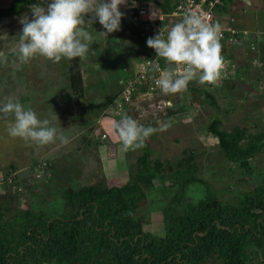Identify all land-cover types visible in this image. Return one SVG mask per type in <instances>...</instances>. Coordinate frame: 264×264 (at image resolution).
<instances>
[{
	"label": "rangeland",
	"instance_id": "rangeland-1",
	"mask_svg": "<svg viewBox=\"0 0 264 264\" xmlns=\"http://www.w3.org/2000/svg\"><path fill=\"white\" fill-rule=\"evenodd\" d=\"M12 1L0 0V8L9 7ZM258 4L253 2V5ZM130 5L131 0H128L127 7H120L125 20L131 18ZM145 5L153 7L152 4ZM259 6L250 10L251 5H247L251 12L245 14L246 19L250 16L247 26L255 27L258 23L259 32L253 31L261 34L258 35L259 40L257 39L256 44L258 50L250 53L245 46L238 47L239 60L236 55L231 62L235 66L230 70L231 74L235 75L230 77L231 80L227 84L207 92L216 97L217 108L212 107L204 92L198 94L191 92L190 88L178 95L157 94L152 97H138L125 113L146 127L149 125L161 127L165 121H170L171 127L153 134L146 141L145 147L128 151L124 150L115 130V122L121 116L107 112V103L103 95L115 90L110 88V80L107 81V77L113 75L112 69L119 64L114 62L115 59L122 58L123 63L127 64L128 55L134 56L133 61L141 54L145 55V52L139 50L135 53L132 50L129 54V50L123 47L126 45L124 40L126 36L121 37L120 30L103 36L98 34L105 31L98 21L92 27L88 26L87 30L91 35L96 36V40H101L98 42L100 48H109L115 59L106 66L107 77L104 71L87 75L82 99L86 112L80 115L71 93L69 60L62 58L59 63H53L46 58L36 57L25 64L17 61L16 45L18 35L22 32L19 19L25 14L31 17V12L0 18V52L7 57L6 60L0 59V104L6 102V97H12L25 107H31L38 118L48 119L52 126L64 129L69 139L73 132L77 133L67 145L59 142L38 145L11 137L6 129V121L0 119V165L7 166L4 169L1 167L0 170L14 174L22 168L27 169L25 172L17 173L23 181L21 187L24 198L20 202L21 205L25 203L26 207L43 211L50 216L64 213L66 211L64 194L68 191L94 186L100 181L109 184L129 183L132 166L148 147L151 160L159 159L167 165L192 153L196 156L195 161L199 170L197 176L208 183L205 185L197 183L189 188L187 197L194 203L213 191V195L230 204L233 197H242L244 193L263 184L264 153L258 154L253 161L254 178L240 184L238 180L243 177L245 171L237 169L224 157L218 139L206 130L213 117L220 116L223 129L227 131L233 130L236 126L247 128L250 133L264 131V62L261 58L264 55V0H261ZM85 19L87 21L88 16ZM121 26L123 34L130 30L134 32L141 30V25L132 23L126 25L124 20H121ZM139 42L143 43L138 40L136 44ZM148 49L151 50L149 47ZM229 51L234 55V50ZM246 52L248 61L252 62L250 66L246 65ZM106 57L102 56L104 64ZM94 59L90 53L84 58V63L90 65ZM244 65L248 69L245 73L246 69L242 67ZM96 67L98 65L94 69ZM116 73L120 77L128 76L127 72L121 69H116ZM114 76L117 77L116 74ZM121 89L120 85L116 91L119 92ZM101 117L102 121L98 122ZM103 133L108 136L107 140L101 139ZM49 151L51 154H47ZM45 162L50 164L49 169L41 178H36V165ZM168 171L171 173L173 170L170 167ZM173 182L174 180L169 178L168 183ZM161 186L159 179L154 180L155 189L145 190L146 197L139 209L140 215L144 216L145 230H151L155 234L158 233L157 235L164 232L161 210L167 204L162 198ZM6 193L8 189L5 186L0 187V195ZM209 264L215 262L210 261Z\"/></svg>",
	"mask_w": 264,
	"mask_h": 264
},
{
	"label": "trees",
	"instance_id": "trees-1",
	"mask_svg": "<svg viewBox=\"0 0 264 264\" xmlns=\"http://www.w3.org/2000/svg\"><path fill=\"white\" fill-rule=\"evenodd\" d=\"M43 2L13 0L9 7L0 8V18L20 15L30 11V5ZM136 2L153 4L165 14L174 10L171 0ZM248 3L252 1L242 2ZM120 31L121 37L126 36L123 47L129 54L132 50L135 53L143 50L145 55L139 54V58L132 61L134 56L123 53L129 58L127 64L123 63L122 58H113L109 48H100L98 42L101 40H96L95 36L91 45L95 51L92 64L86 65L84 58L69 60L71 93L80 115L86 112L82 99L88 74L104 71L107 77L106 66L114 59L119 62L112 69V77H107L109 87L115 90L103 95L109 112L110 105L120 95L117 87L122 82L135 80L138 76L136 66L153 56V49L147 50V39H141V30L123 34L121 26ZM138 40L143 43L136 44ZM225 54L231 64L236 53L231 55L226 50ZM102 56H107L105 64ZM245 58L246 65L250 66L252 62L248 61L247 52ZM261 58L264 62V55ZM232 64L230 70L235 66ZM116 69L126 71L128 76H118ZM234 75L230 72V77ZM204 96L213 108H217L214 95L206 93ZM206 130L218 139L224 157L237 169L245 171L238 180L240 184L254 178L252 165L256 156L264 153V131L250 133L240 126L227 131L223 129L220 116H214ZM149 148L132 166L129 183L100 181L94 186L68 191L64 194L66 211L55 216L26 207L25 203L21 205L24 192L19 188L23 181L17 174L12 185L5 181L8 193L0 195V264H209L210 261L215 264H264V183L242 197H233L230 204L213 195V191L194 203L187 197L189 188L197 183H208L197 176L196 156L192 153L167 165L159 159L151 160ZM39 165L43 163L36 165L35 170ZM46 169L47 165L43 168L44 174ZM3 174L5 172L0 170V178ZM169 178L174 180L172 184L168 183ZM156 179L162 185V198L167 201L161 210L164 232L160 235L145 230L144 216L139 213L146 197L145 190L155 189Z\"/></svg>",
	"mask_w": 264,
	"mask_h": 264
},
{
	"label": "clouds",
	"instance_id": "clouds-1",
	"mask_svg": "<svg viewBox=\"0 0 264 264\" xmlns=\"http://www.w3.org/2000/svg\"><path fill=\"white\" fill-rule=\"evenodd\" d=\"M137 4L140 3L131 0L130 6L135 8ZM121 6L127 7L128 0H44L30 5L31 17L25 14L19 19L22 32L16 45L17 61L25 64L43 57L59 63L62 58H86L95 52L91 48L93 36L87 30L88 26L92 27L98 21L105 30L98 34L107 36L121 29V20L138 25L123 18ZM158 11H152L149 19H155ZM220 32L219 23H208L190 11L170 28L166 38L160 31L147 39V46L167 64L161 68L158 62L153 63V70L159 72L157 85L163 94H182L194 80L202 85H215L222 79L225 62L221 55ZM0 59L6 60L7 57L0 52ZM5 101L0 104V119L6 121L11 137L38 145L70 143L64 129L52 126L48 119L38 118L31 107H25L12 97H6ZM100 120L102 117L98 122ZM169 127L170 121L163 122L161 127H146L127 113L115 122V130L125 151L145 147L148 138Z\"/></svg>",
	"mask_w": 264,
	"mask_h": 264
},
{
	"label": "built area",
	"instance_id": "built-area-1",
	"mask_svg": "<svg viewBox=\"0 0 264 264\" xmlns=\"http://www.w3.org/2000/svg\"><path fill=\"white\" fill-rule=\"evenodd\" d=\"M248 0H171V4L174 6V10L165 14L161 8L154 6L137 4V7L130 6V20L134 24L141 25V38L148 39L158 35L160 31L166 38L167 32L170 28L180 22L183 19L185 13L194 11L208 23H219L221 26L220 42L222 45L221 55L224 58L225 69L222 79L215 85L200 84L196 80L191 81L187 88H190L191 92H204L206 94L212 88H218L221 85L227 84L230 80V63L227 60L225 54L226 47H240L245 46L248 51L255 53L258 50L257 47V33H253L250 30H240L236 27L237 18L233 13L226 12V9L230 7H236L242 2ZM252 4V3H251ZM159 10L158 16L155 19H149V15L152 11ZM152 50V49H151ZM150 50V51H151ZM153 56H150L145 62L140 63L137 66V74L135 80L129 82H122L120 95L114 100L109 107V112H114L116 115H122L128 109L130 104L138 97H152L157 94H163L157 85L159 78V72L153 70V63L158 62L161 68L167 66L166 61L157 57L155 50L153 49ZM193 85V86H192ZM199 87H196L198 86ZM145 89V90H144ZM183 93V92H182ZM108 112V111H107ZM102 139H108L106 134H102ZM46 163L39 165L37 168L36 178H41L44 175L43 168L46 167ZM41 166V167H40ZM17 174V172H16ZM15 173L3 174L0 178V187L5 186V181L8 184H13V177ZM23 190L22 187L19 191Z\"/></svg>",
	"mask_w": 264,
	"mask_h": 264
},
{
	"label": "crops",
	"instance_id": "crops-1",
	"mask_svg": "<svg viewBox=\"0 0 264 264\" xmlns=\"http://www.w3.org/2000/svg\"><path fill=\"white\" fill-rule=\"evenodd\" d=\"M252 1V4L251 3H248V5H251V7H249V9L251 10L252 8L253 9H255L257 6H259V4L261 3V0H251ZM253 2L254 3H259L258 5H253ZM244 4H239V5H237L236 7H230L229 9H226L225 11L226 12H228V14L229 13H233V14H235L236 15V18H237V23H236V27L238 28V29H240V30H245V29H247V30H250V31H258L259 32V28H258V23L256 24V26L255 27H250V26H247V22L250 20L249 18H250V16L246 19V17H245V14H249V12H251V11H249V9L247 8V5H244ZM260 10L262 9L260 6L258 7ZM247 9H248V13H246V11H247ZM236 11V12H235ZM24 12H26V11H24ZM24 12H22L21 14L23 15V13ZM241 24H243V26L241 25ZM254 29H256V30H254ZM258 35L259 36H261V34H257V38H258V40H259V37H258ZM263 40V39H262ZM227 51H228V53H230L231 55H233L232 54V52H230L229 51V49L230 50H234V54L236 53V55H237V58L239 57V52H237V51H239V49H238V47H226L225 48ZM233 60V59H232ZM74 135H77V133H75L74 134V132H73V134H72V136H71V138L70 139H72L73 138V136ZM69 137V136H68ZM52 151V150H51ZM51 151H49V152H47V154H51ZM45 163H47V162H45ZM49 166H50V164L49 163H47V168L49 169ZM1 167H3V169L4 168H6L7 166H5V165H0V168ZM11 167V166H10ZM3 169H1V171H3ZM27 169L26 168H22L21 170H19V171H16L17 173H22V172H25ZM46 171H47V169H46ZM6 173H9V172H5V174Z\"/></svg>",
	"mask_w": 264,
	"mask_h": 264
}]
</instances>
